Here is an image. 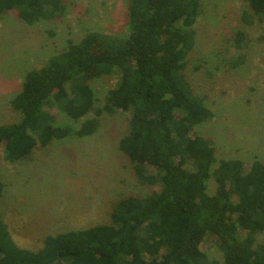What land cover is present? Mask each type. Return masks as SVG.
Segmentation results:
<instances>
[{
	"label": "trees",
	"instance_id": "1",
	"mask_svg": "<svg viewBox=\"0 0 264 264\" xmlns=\"http://www.w3.org/2000/svg\"><path fill=\"white\" fill-rule=\"evenodd\" d=\"M244 1L264 21V0ZM11 10L33 25L57 16L62 0H0V16ZM199 10V0H128L125 38L90 32L26 73L10 101L19 121L0 126L5 162L70 134L46 107L73 121L93 112L74 132L78 137L94 132L103 111H127L119 149L138 181L158 190L119 200L107 225L46 236L37 252L16 246L0 215V264H264V244L255 238L264 232V165L217 163L212 143L192 134L213 116L183 74ZM113 74L117 82L95 108L88 81ZM2 190L0 180V196ZM205 236L222 263L200 251Z\"/></svg>",
	"mask_w": 264,
	"mask_h": 264
},
{
	"label": "rangeland",
	"instance_id": "2",
	"mask_svg": "<svg viewBox=\"0 0 264 264\" xmlns=\"http://www.w3.org/2000/svg\"><path fill=\"white\" fill-rule=\"evenodd\" d=\"M194 44L183 74L212 119L193 127L192 134L212 143L217 163L238 160L264 165V21L244 0H199ZM128 0H62L50 20L24 24L14 10L0 16V126L19 121L10 101L20 92L26 73L36 70L69 44L90 32L123 39L128 34ZM116 74L88 81L94 107L102 108ZM58 126L70 134L36 147L23 160L7 163L0 147V215L11 239L21 249L37 252L46 236L110 223L113 206L129 196L146 197L157 187L142 185L132 163L120 151L129 112L105 111L93 133L74 132L93 112L73 121L56 106L46 107ZM216 185L210 178L208 194ZM264 244V232L256 234ZM199 249L222 263L210 236Z\"/></svg>",
	"mask_w": 264,
	"mask_h": 264
}]
</instances>
